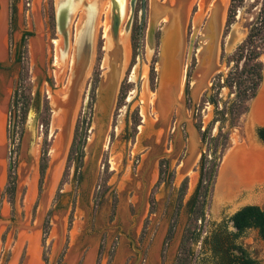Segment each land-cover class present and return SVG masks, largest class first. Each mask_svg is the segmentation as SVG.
Returning <instances> with one entry per match:
<instances>
[{"label": "rangeland", "instance_id": "1", "mask_svg": "<svg viewBox=\"0 0 264 264\" xmlns=\"http://www.w3.org/2000/svg\"><path fill=\"white\" fill-rule=\"evenodd\" d=\"M131 1L124 0L123 14L121 10L117 9L115 13L111 8L110 25L112 26L116 15L119 20L118 32L122 31L126 34L125 28L131 16ZM158 1L160 4L167 2V0ZM190 1L182 54L183 65H188L186 73V82L187 85L189 83L190 88L188 99L191 98L190 92L194 85L193 75L197 65L196 60L193 66V58L196 57L197 48L202 43L204 44L201 32L210 17L205 9V15L198 24L194 50L188 61L190 39L197 26L194 24V18L200 12L196 5L197 0ZM208 1V5L220 1L224 6L225 14L217 62L220 70L211 76L208 89L202 92L197 101L190 103L186 97H183V116L179 117L176 114L175 124L172 126L171 119L174 110L171 113L163 135L165 139L163 146L164 149H171L172 155L169 158L170 166L168 174L165 175L166 179L164 178L158 186H156L158 159L155 156L156 148L152 140L158 137L159 127H150L156 118V112L150 103L151 93L155 92L150 79V71L152 65L156 70V64L159 61L162 41L161 19L151 47L148 41L151 1L136 0L127 36L130 45V60L128 65L124 63L120 89L112 109L105 116L103 113H97L95 102L92 105L89 101L95 74L100 73L99 86L102 75L104 76L107 72L103 69L107 67L105 64L107 39L102 24H99L100 21L106 20V17L102 13L103 16L99 17L100 13H97L98 22L96 27L94 26L90 75L81 93V100L71 118V133L67 150L61 161L52 193L42 209L43 198L46 196L47 179L53 163V148L56 142L60 141L61 136V126L54 125L56 110L51 97L55 94V90L59 87L63 89L67 85L70 76V69L68 72L65 70L61 83H58L57 68L54 65L57 56L56 46L57 42L61 41V50L64 53L68 52L67 57L71 56L70 46L76 44L78 18L70 20L69 17L63 24L57 15L56 24L53 25L49 18L51 0H7L6 58L0 60V78L2 76L5 78L10 92L4 125L5 178L0 191V225L2 226L0 264H11L14 261L16 264H25L29 242L25 240L15 253L20 243V223L25 222L30 228L37 229L40 264H87L86 260L90 253H92L90 264H174L190 218V199L199 181V161L207 151V143L202 141L197 128L200 119L203 123V130L211 128L212 135L216 136L220 130L228 133V147L220 161L214 187L208 196L205 208L206 221L202 226L205 232L203 236L214 222H220L223 217L230 216L243 206L256 205L264 209V174L260 179L244 184L240 188L235 186L233 201H227L223 193L220 194L218 191L220 173L228 160L227 166L230 171L240 157H247L250 154L251 151L248 148L252 142L264 148V145L256 140L249 129V117L253 103L264 85V71L257 96L249 102L248 113L240 118L235 127L231 126L228 115L222 119L223 116L220 114L224 107L229 106L235 98L234 91L223 86L225 78L233 67V63L228 62V57L226 60L222 57L223 51L225 54L227 39L232 28L237 29L240 44L246 39L259 15L261 3L256 0H245L243 6L237 11L235 22L228 28L227 15L230 0ZM54 2L56 4L57 0ZM12 5L15 7L14 12H12ZM109 5H111L110 2ZM55 7L58 11V6ZM38 25L43 31L45 42L43 62L34 58L30 47L31 39L38 32ZM139 26L141 30L138 36L135 32ZM26 33L32 34L27 42V59H25L28 77L21 82L20 57L23 51L22 38ZM110 36L112 38V34ZM135 42L138 47L136 57L133 53ZM111 43H114L113 40ZM261 60L264 62V54ZM144 67H147L146 75H144ZM135 68H138L136 76L133 75ZM127 86L128 92L125 100L118 106L121 88ZM97 89L95 90L96 97ZM21 92L29 99L26 107L27 113L23 115L20 110L15 114V132L12 137V111L17 110L16 95ZM14 93L15 98L12 100ZM213 97L219 99L218 107L208 101ZM45 99L49 102L50 111L44 112ZM86 107L87 110H85ZM257 109L253 110L252 114L254 121H258L259 118ZM44 117L48 119L47 126L41 122V118ZM32 119L36 121L35 137L28 157L22 159L21 142L29 130ZM138 119L140 122L135 132L134 124ZM174 126L177 131L171 133ZM256 127L264 126L252 121L251 129ZM190 131L196 133L193 132L199 151L192 165L185 172L180 173L190 151ZM82 132L83 145L80 160L76 162L74 161L75 147L79 134ZM47 145L49 148L47 169L42 177L40 164L43 150ZM174 147L177 149L173 153ZM145 158L148 162L146 164L143 163ZM10 163L15 166L16 176L13 196L6 191ZM260 164L263 163L260 162ZM150 176L153 178L150 179ZM186 177L189 179L187 193L178 216L175 218L179 189ZM33 178L36 195L28 206L26 203L28 184ZM151 197L154 198V205L151 203ZM60 218L62 229L55 233L57 227L55 223ZM47 221L48 232L45 230ZM173 224L172 238L166 242L169 228ZM237 242L257 264H264V240L257 229H248ZM200 249V243L194 246L196 259L193 264H207L201 262L199 258ZM72 251L76 256L72 263H68L69 254L72 255Z\"/></svg>", "mask_w": 264, "mask_h": 264}, {"label": "bare ground", "instance_id": "2", "mask_svg": "<svg viewBox=\"0 0 264 264\" xmlns=\"http://www.w3.org/2000/svg\"><path fill=\"white\" fill-rule=\"evenodd\" d=\"M153 1V0H152ZM92 3L96 2L98 9H99V17L104 14L105 19L103 22H99V24H102L101 26L104 28V35L107 39L106 44V66H109L112 60L116 61L117 66L120 68L121 71H123L124 63L125 65H128L130 60V45L129 40L127 39L128 36V30L126 29V34L122 31L119 32V41L116 44L111 43V25H110V11H111V5H109V2H105V0H91ZM158 1L155 0V3ZM190 0H167L165 4L161 5L157 3L155 5V11L152 13L154 15V18H160L162 23V38H161V44L163 41L168 46V59H170V66L169 70L166 72V70L162 67V62L159 61L157 64V70L160 75L159 79V92L158 94L152 93L151 95V103L154 106L155 111L158 112H165L167 113L169 110V107L172 105V98L171 93L174 85L175 78L177 76L178 70L180 71L179 67V60L182 59V54L184 52L183 49V38H184V31H185V25L188 18V10L190 5ZM7 0H0V60H3L6 58V21H7ZM106 3V5H105ZM208 0H197L196 5L200 9V12L197 13V15L194 18V24H198L201 22L203 15H205V9L206 12L209 13V16L211 14H214V23L212 25V33L213 35H216L217 37V57H216V67L218 62V56L220 52V37L222 34L223 29V22H224V6L223 3L218 1L215 3L209 4ZM84 5V4H83ZM83 13V12H82ZM102 13V14H101ZM78 14V12H77ZM85 14V13H84ZM84 14L81 16V20L79 24L77 25V42L80 38L81 28L84 24ZM103 16V15H102ZM77 17V16H76ZM98 17V18H99ZM97 18V17H96ZM159 21V22H160ZM98 20L95 22V27L97 25ZM112 24V23H111ZM96 29V28H95ZM204 29V28H203ZM205 30V29H204ZM204 30H202L201 35L202 39L205 36ZM93 28V33H94ZM207 32V31H206ZM211 33V34H212ZM44 35L41 27L38 25V32L36 36L31 39L30 41V47H31V53L34 56V58L38 61L43 62V56H44V44L43 41ZM111 39V40H110ZM86 40V39H85ZM111 43V44H110ZM62 42H57V56H56V77L58 79V83L61 81L62 76L66 72H68L70 68V64L73 65L75 62V59L77 58L78 53V46H75L74 44H71L70 46V57H63L61 56V46ZM203 44V43H202ZM116 45V46H115ZM202 45L198 48V58H199V52L201 50ZM117 49V50H116ZM151 51V48H150ZM64 53V52H63ZM66 54V53H65ZM73 54V56H72ZM151 54V53H150ZM116 56V57H115ZM34 59V60H35ZM71 61V63H68ZM72 73L69 76L68 84L64 86L63 89L57 90L55 94L51 97L53 100V104L55 105L56 115L54 117V125L56 126H62L64 127L63 132L60 136V141L56 142L54 148H53V163L50 170V173L48 175L47 184H46V196L43 198L42 203V209L44 206H46V201L49 199L51 193L53 184L56 180L57 173L60 168L61 160L63 159V156L65 155V152L67 150V145L71 133V125L70 121L72 118V111L74 110L75 101L77 100V87L73 84H71L73 80V67ZM107 70V73H108ZM75 71L76 68H75ZM147 67H144V75H146ZM138 68H135L133 75H137ZM163 75V76H162ZM184 75H185V69L182 70V79H181V86L179 92L181 93L183 91V84H184ZM67 76V75H66ZM104 78V77H103ZM61 83V82H60ZM64 84V83H63ZM9 92L10 87L5 81V78L2 76L0 78V191L3 185V181L5 178V116L7 112L8 107V100H9ZM52 94V93H51ZM68 104H67V99ZM258 108V109H257ZM259 110L258 111V121H254L252 118L253 110ZM251 120L255 123H259L264 126V85L262 87V90L253 103L251 114H250ZM69 128V132H67L66 129ZM196 137L191 131V142H192V148H195L197 145ZM248 150H250V154L247 157H240L236 164L232 167V169L228 170V161L224 165L219 178V193L225 196L224 198L227 201H233L235 198V186H238L239 188L247 183H251L256 181L257 179L261 178V175L264 174V148H261L259 145H257L255 142H252L249 146ZM195 153V150L193 154ZM262 162L263 164H260ZM190 163V162H188ZM33 180L29 181L28 187V195L26 199V203L29 206L32 201L35 198L36 195V187L35 182ZM229 180V181H228ZM228 181V182H227ZM30 208V207H29ZM61 218L57 220L55 224H57L55 233L61 231ZM2 226L0 225V230ZM20 238H19V245L17 246L16 251L18 250V247L21 244H24L23 242L27 240L29 242V248H28V256L25 261V264H40L39 262V251H38V235H37V229L36 228H30L29 224L27 222L20 223ZM21 248V247H20ZM92 252V251H91ZM70 258H68V263L73 261L74 257L76 256L75 252L72 251V255L69 254ZM92 259V253L88 255V258L86 260L87 264L91 263ZM16 260V259H15ZM11 264H16V261L12 262Z\"/></svg>", "mask_w": 264, "mask_h": 264}, {"label": "trees", "instance_id": "3", "mask_svg": "<svg viewBox=\"0 0 264 264\" xmlns=\"http://www.w3.org/2000/svg\"><path fill=\"white\" fill-rule=\"evenodd\" d=\"M16 1V0H15ZM245 0H230V6L228 9L227 15V27L229 28L236 20L237 11L239 8L243 6ZM258 3H261L259 15L251 26L249 33L246 39L237 46L236 50L232 55L228 57V62L233 63V67L231 68L229 74L225 78L223 86H227L229 89L233 90L235 93V98L230 102L229 106H225L223 111L220 112L223 118L228 115L230 124L232 127H235L240 118L248 113L249 111V102L253 100L259 91L260 85L263 80V71H264V62L261 60L262 55L264 54V0H256ZM14 4V3H13ZM12 12L15 11L14 5H12ZM140 26L136 28L137 35L140 34ZM32 34L26 33L22 38V54L20 57V62L22 64L21 71V82L27 79L28 77V69L26 66L25 59L27 56V42L29 37ZM138 39V37L136 38ZM137 43L135 42L134 46V57H136L137 52ZM100 51H101V42H100ZM224 51L222 53V57H224ZM101 60L99 56V61ZM196 64V59L193 58V66ZM100 73L95 74V79L93 83V89L90 95V102H95L96 94L95 90L98 86ZM156 78V70L154 65L151 66L150 71V79L152 85L155 83ZM221 86V87H223ZM154 88V87H153ZM189 83L187 85V93H189ZM128 92V86L121 88V95L119 98V105L124 102L126 94ZM17 99L15 101V106L17 113L21 110L23 115L27 113V105L29 99L24 93L17 94ZM208 101L213 104L215 107H218L219 99L213 97ZM20 106V107H19ZM43 111H50L49 102L45 99V103L43 106ZM40 114V113H39ZM38 116V114H37ZM41 122L47 126L48 119L46 117L41 118ZM140 119H138L135 124V132L137 131V127L139 126ZM197 128L200 132L201 139L204 143H207V151L202 155L199 161V181L196 186L194 194L190 199V218L188 225L184 231L179 251L174 264H193L196 259V253L194 250V246L204 240L203 234L205 233L202 230V226L204 221H206V206L208 201V196L210 195L215 179L217 176V170L220 164V161L224 155L225 150L228 147V133H224L223 131H219V133L214 136L211 133V128L203 130V123L201 119L197 123ZM83 133V132H82ZM82 133L79 134V138L75 147V155L74 161L76 157L79 156L78 161L80 160L81 151H78V145L80 144V139ZM256 133L259 140L264 144V127H257ZM48 145L43 150V157L40 164V173L43 177L45 171L47 169L48 162ZM156 186L161 183L163 180V175H161ZM107 179H105L106 181ZM188 177L184 179L182 182L179 195H178V203L175 212V218L178 216L180 208L183 205L184 197L187 193L188 189ZM104 181V183H105ZM16 187V176H15V166L10 163L9 165V174H8V184L6 191L9 192V195L13 196ZM153 197V196H152ZM151 197V203L154 205V198ZM234 223V227L237 229L236 233H233L234 239L238 241V239L248 230V229H257L259 231L260 236L264 240V209L256 206V205H246L238 210L230 219ZM48 221L46 222V232H48ZM224 228L220 231V233L216 235V241L219 240L220 237L226 236L230 238V232L228 230V225H223ZM174 229V224L169 228V232L167 234L166 242L172 238V232ZM239 245V244H238ZM236 249L244 253V255H248L246 250L242 246H235ZM219 258V260L217 259ZM215 264H234V261L231 258V253L221 254V249L218 247L214 248V255L212 256ZM209 259L205 260V263L210 264ZM245 264H257V262L248 258L244 262Z\"/></svg>", "mask_w": 264, "mask_h": 264}, {"label": "flooded vegetation", "instance_id": "4", "mask_svg": "<svg viewBox=\"0 0 264 264\" xmlns=\"http://www.w3.org/2000/svg\"><path fill=\"white\" fill-rule=\"evenodd\" d=\"M109 2L111 4V8L113 9V11L115 13H116L117 9H119V11L121 10L122 14L124 13V7H123L124 6L123 5L124 0H110ZM142 2H145V0H142ZM56 5L58 6V11L55 7ZM49 11H50L49 18L51 20V24L53 23V25L56 24V21H57L56 16L57 15H59L60 21L62 20L63 24H65L67 22L69 17H70V20L78 18V23H77V25H78L80 20H81L82 14L85 13L84 14V22H83L84 24L82 25V28H81L80 38L77 42V37H76V44H74L75 46H78L77 58L75 59V62L73 65H71V64L69 65L70 66V68H69L70 74L72 73L71 66L74 69L73 70V77H72L73 80H72L71 84L72 85L74 84L78 89L77 100L75 101L76 103L74 106V110L72 111L74 113L76 110V107L78 106V104L81 100V93L83 92L85 84H86L88 77L90 75V69H91V65H92L93 28L95 26V20H96L97 13H98L99 9H98L97 3L96 2L92 3L91 0H57L56 4H55L54 0H51V2L49 4ZM77 12H78V14H77ZM115 17L118 19V17L116 15H115ZM159 20H160V18H159ZM77 25H76V36H77ZM160 25H162L161 22H160ZM161 28H163V26H161ZM126 29H127V27L125 28V30ZM160 31H161V29H160ZM128 34H129V30H128ZM198 48L196 50L197 59H198ZM67 54H68V52L65 54V53H63V50H61L62 58L63 57L67 58ZM196 57H195V59H196ZM90 58H91V60H90ZM55 61H56V59H55ZM90 61H91V63H90ZM159 61L157 62V64L159 63ZM157 64H156V70H157ZM54 65L56 67V63ZM179 67H180V71L178 70L177 76H176L175 81H174V85H175L176 81H178V88L172 89V93H171L172 105L169 107L168 112L162 113L161 111L160 112L155 111L154 106H153V110L156 112V115H155L156 118H155L154 124H152V126L150 125V127H152V128L159 127L158 137L155 139L153 138V140H152L153 146L156 148L155 156H157V159H158V181H159L160 177H162L161 175L164 176L163 177V179H164L165 175L168 174V170H169V166H170L169 158L172 155L171 149H169V148L164 149L163 145H164L165 139H164L163 135H164V132L166 130L169 118H170L173 110H174V112H173L174 115H173V118L171 119V126H172V124L173 125L175 124L174 117L176 116V114L179 117L183 116V105H184V102H183L184 94L183 93H184L185 87H186L185 97L187 98V101L190 103L193 102L192 97L188 99L189 93H187V82H186V73H187L188 65H183V57H182V59L179 60ZM185 67H186V71H185V75H184V84H183L184 87H183V91L180 93L179 90H180L181 79H182L181 74H182L183 68L185 69ZM75 68L77 71H75ZM103 69L108 70V67H105V68L103 67ZM106 74H107V72H106ZM106 74L104 75V77L106 76ZM158 75H159V72L157 70L154 88H153V90L157 94L159 92V85H160V83H159L160 75H159V77H158ZM157 79H158V86H157ZM174 85H173V87H174ZM57 90H59V89H57ZM57 90H55L54 93ZM155 92H152V93H155ZM152 93H151V95H152ZM14 98H15V93H14V96L12 97V100ZM68 100H69V97L66 101L67 104H68ZM89 101H90V98H89ZM150 103H151V99H150ZM185 104H186V101H185ZM85 110H87V107L85 108ZM73 113H72V115H73ZM15 114H17V112L15 110H13L12 111V119L14 118ZM70 125H71V121H70ZM63 129H64V127L61 126V134L63 132ZM171 129H172V127H171ZM176 131H177V128H175V126H174L173 129L171 130V133H176ZM14 132H15V129H14L13 133ZM11 136H12V129H11ZM190 136H191V131H190ZM80 141L81 142L78 145V151L79 152L82 150L83 133H82ZM168 142H169V140H168ZM80 145H81V150H79ZM176 149L177 148L174 147L173 153L176 151ZM194 150H195V153L193 154ZM198 151H199L198 150V142H197L196 147L192 148V142L190 139L189 155L186 158L185 162L183 163V166L180 170V173L185 172V170H187V168L192 165L191 163L194 161ZM78 159H79V156L76 157L75 161L78 162ZM188 162H190V163H188ZM143 163L144 164L148 163L146 161V158H145V160H143ZM151 178H153V177L150 176V179ZM232 216H226V217H223V219L220 222H214L212 224V226H210L209 229L206 231L205 236H203L204 240L202 242H200V245H201L200 250L201 251L199 254V258H200L201 262H205L206 259H209L210 264H215V262L212 259V256L214 255V248L215 247H218L221 249L222 255H224V251H225V253H231V258L233 260H235L234 264H245L244 262L246 259L252 258L249 254L246 257V255H244V253H242L241 251H239L238 249L235 248V246H239V245H238L237 240H235L234 236H233V233H236L237 229L234 227V223L232 221H230ZM225 224L228 225V230L231 233L230 238H227L224 235V236L220 237L218 241H216L217 237L215 234L220 233L222 228H224L223 225H225ZM217 259L219 260V258H217Z\"/></svg>", "mask_w": 264, "mask_h": 264}, {"label": "water", "instance_id": "5", "mask_svg": "<svg viewBox=\"0 0 264 264\" xmlns=\"http://www.w3.org/2000/svg\"><path fill=\"white\" fill-rule=\"evenodd\" d=\"M151 1V13H150V24H149V30H148V41L151 44V47L153 45L154 42V36H155V32L157 30V26L159 24V19L156 17L154 18V11H155V5L157 3L160 4V2L158 0L157 3H155V0H150ZM135 2L136 0H132L131 1V16H130V20L127 24V30L130 29L131 26V21H132V15L134 13V9H135ZM165 4V3H162ZM161 4V5H162ZM153 10V13H152ZM214 14H211V16L209 17L205 27H204V33L205 36L203 37V41L204 44H201V50L199 52V58L197 59V65L194 71V75H193V80H194V85L191 88V97L193 99V101H197V99L199 98V96L202 94V92L205 89H208V82L211 78V76L218 70H220V67H216L215 63H216V57H217V37L216 35H213L212 33V25L215 24L214 23ZM198 26L195 27L193 35L191 36L190 39V43H189V50H188V61L191 59L193 50H194V44H195V40L197 37V33H198ZM111 32H112V40L114 42V44L118 43L119 41V20L115 17L112 27H111ZM207 31V32H206ZM212 33V34H211ZM240 44V39L238 36V32L236 28H232L229 37L227 39L226 45H225V56H224V60L227 59V57H229L237 48V46ZM116 46V45H115ZM117 50V49H116ZM168 46L165 43V41H163V43L161 44L160 47V52H159V60L162 62V67L164 70H166V72L169 70V66H170V59H168ZM116 57V56H115ZM115 60V59H114ZM112 60L109 66V70L108 73L106 74V76L104 77L102 75L101 80L99 82V86L97 89V97L95 100V104H96V111L97 113H103L105 116L110 112V110L112 109V106L116 100V96H117V92L120 89V78L122 76V71L120 70V68L117 66L116 61ZM163 76V75H162ZM104 77V78H103ZM159 77V75H158ZM179 80V79H178ZM157 86H158V79H157ZM158 88V87H157ZM174 89L178 88V81H176L174 87ZM184 97L186 94V87L184 90ZM184 107V105H183ZM251 120L249 117V129L251 131V133L254 135V137L256 138V140L260 143L263 144L256 133V128H252L251 129ZM35 125H36V121L35 119H32L30 126H29V130L26 132L22 142H21V158H27L29 155V151L31 149V145L33 143L34 137H35ZM14 127H15V115L13 118V123H12V137L14 136ZM68 133L69 132V128L66 129ZM264 145V144H263ZM79 150H81V145L79 146ZM241 208L235 210L230 216H232L233 214H235L238 210H240Z\"/></svg>", "mask_w": 264, "mask_h": 264}]
</instances>
